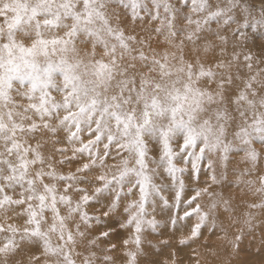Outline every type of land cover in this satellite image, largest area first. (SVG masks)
I'll return each instance as SVG.
<instances>
[{
	"label": "snow or ice",
	"instance_id": "6c2138e0",
	"mask_svg": "<svg viewBox=\"0 0 264 264\" xmlns=\"http://www.w3.org/2000/svg\"><path fill=\"white\" fill-rule=\"evenodd\" d=\"M257 220L264 0H0V264H142L161 227L201 264Z\"/></svg>",
	"mask_w": 264,
	"mask_h": 264
},
{
	"label": "rangeland",
	"instance_id": "374dc122",
	"mask_svg": "<svg viewBox=\"0 0 264 264\" xmlns=\"http://www.w3.org/2000/svg\"><path fill=\"white\" fill-rule=\"evenodd\" d=\"M259 41L257 40V48L258 50ZM251 46V44L249 45ZM240 157L237 156L235 161L239 162ZM240 167L243 168L245 165L243 163L240 164ZM206 177H201V183L204 182ZM229 195H234L236 197V202L240 203L242 200L253 201L255 198L251 196H245L241 192L235 189H225ZM93 211V209H90ZM157 219L161 221L163 224L164 217L163 215L158 214ZM257 227L254 232L248 236L241 242L240 248L238 253H233L232 250L228 247L226 241L217 240L216 236H212L210 239L207 237V233H205V239L208 240L209 248L215 251L210 252L208 249L199 247L197 244H193L192 248H196L197 251L200 253V261L201 264H239L241 261H247L248 264H260V261L264 259V250H262V246L260 244V234L264 231V224L257 220ZM163 235H153L151 233L147 234V241H150L151 244L156 245L157 247L152 248L151 250H147L148 246L146 247V254L142 258V264H145L147 261H155L159 260L160 264H164L166 259H170L173 247H175L176 242L172 241V247L164 249L163 252L159 251L160 248V241L162 239H169L168 231L165 230L163 227L159 229ZM127 233L121 231L120 235L114 239V243H117L118 246H122V240L127 238ZM200 244L204 243L202 239ZM119 255V253H117ZM180 257L183 259L184 264H187L189 258L192 255L191 248H185L179 253Z\"/></svg>",
	"mask_w": 264,
	"mask_h": 264
}]
</instances>
